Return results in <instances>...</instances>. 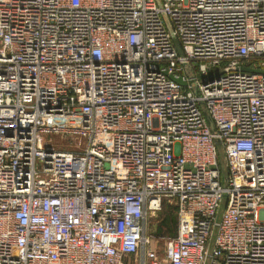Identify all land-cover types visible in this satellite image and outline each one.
Segmentation results:
<instances>
[{"label":"built area","instance_id":"obj_1","mask_svg":"<svg viewBox=\"0 0 264 264\" xmlns=\"http://www.w3.org/2000/svg\"><path fill=\"white\" fill-rule=\"evenodd\" d=\"M242 67L264 71V0H0V264H264Z\"/></svg>","mask_w":264,"mask_h":264},{"label":"water","instance_id":"obj_2","mask_svg":"<svg viewBox=\"0 0 264 264\" xmlns=\"http://www.w3.org/2000/svg\"><path fill=\"white\" fill-rule=\"evenodd\" d=\"M241 69L246 70V72L258 71L264 73V71H262L261 69H254L250 67L247 68L242 67ZM172 77L182 85H185V81L181 77H174V76ZM205 117L208 121L211 130H213V121L211 120L210 116L207 113H205ZM158 214L159 215L163 214V216L159 220V222L152 224L150 232L155 236H163V235H168L170 237L176 236L178 222H177L176 213L173 211V206H169L168 209L166 210L164 209L162 211H159Z\"/></svg>","mask_w":264,"mask_h":264},{"label":"rangeland","instance_id":"obj_3","mask_svg":"<svg viewBox=\"0 0 264 264\" xmlns=\"http://www.w3.org/2000/svg\"><path fill=\"white\" fill-rule=\"evenodd\" d=\"M70 139H72V138L71 137H68L65 141L68 142ZM53 140H54L55 143H60L61 142V139H60V136L59 135H55L53 137ZM85 143H86V138L85 137H82V148L85 147ZM63 146H66V145L64 144ZM162 216H163V214H162ZM156 220H158L157 222H159V218L158 219L157 218H153L151 220L152 224L157 223ZM157 237H159V236H157ZM157 240L160 241V242H162L159 238ZM206 264H208V262Z\"/></svg>","mask_w":264,"mask_h":264}]
</instances>
